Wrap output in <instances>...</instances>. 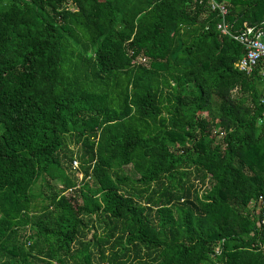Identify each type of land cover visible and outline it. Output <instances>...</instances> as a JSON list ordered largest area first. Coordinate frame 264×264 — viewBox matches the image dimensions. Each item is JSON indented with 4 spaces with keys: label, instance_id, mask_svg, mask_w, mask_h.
I'll return each mask as SVG.
<instances>
[{
    "label": "trees",
    "instance_id": "obj_1",
    "mask_svg": "<svg viewBox=\"0 0 264 264\" xmlns=\"http://www.w3.org/2000/svg\"><path fill=\"white\" fill-rule=\"evenodd\" d=\"M215 1L0 0V264H264V64L219 29L264 0Z\"/></svg>",
    "mask_w": 264,
    "mask_h": 264
},
{
    "label": "built area",
    "instance_id": "obj_2",
    "mask_svg": "<svg viewBox=\"0 0 264 264\" xmlns=\"http://www.w3.org/2000/svg\"><path fill=\"white\" fill-rule=\"evenodd\" d=\"M212 9H219L223 16L228 12L227 7L224 3L217 2L215 0H209ZM219 29L225 35L232 36L235 40L243 44L246 48L244 56L239 60L237 66L240 70L247 73H251L260 62L264 64V32L260 27L257 26H247L246 29L234 32L231 25L223 19L219 24ZM264 76V67L261 71ZM264 102V99H263ZM79 165V161L75 160L73 162L74 168ZM80 176V174H79ZM82 177V174L81 176ZM260 209V220L259 225L264 229V200H261Z\"/></svg>",
    "mask_w": 264,
    "mask_h": 264
},
{
    "label": "rangeland",
    "instance_id": "obj_3",
    "mask_svg": "<svg viewBox=\"0 0 264 264\" xmlns=\"http://www.w3.org/2000/svg\"><path fill=\"white\" fill-rule=\"evenodd\" d=\"M80 176H81V173H80ZM41 182V181H40ZM40 263V262H39Z\"/></svg>",
    "mask_w": 264,
    "mask_h": 264
}]
</instances>
